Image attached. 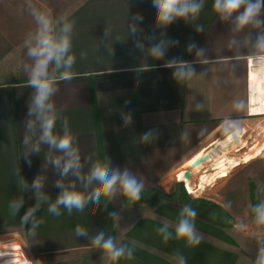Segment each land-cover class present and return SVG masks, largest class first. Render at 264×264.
I'll list each match as a JSON object with an SVG mask.
<instances>
[{"label":"crops","instance_id":"crops-1","mask_svg":"<svg viewBox=\"0 0 264 264\" xmlns=\"http://www.w3.org/2000/svg\"><path fill=\"white\" fill-rule=\"evenodd\" d=\"M213 4L202 0L198 15L157 26L152 0H0V263L19 260L22 243L32 256L30 264H180L181 256L186 264H237L229 237L218 228L195 218L201 240L190 245L176 237L182 209L125 202L119 184L111 197L102 196L99 204L89 200L83 211L69 214L63 206L59 216L48 211L63 190L90 196L98 187L88 180L96 163L110 173L128 170L143 184L142 192L164 188L170 193L176 173L193 168L205 155L206 166L219 165L243 146L242 155L251 157L235 172L218 175L213 186L218 195L212 200L224 206L220 198L226 194L231 205L247 206L254 181L264 203V61L258 59L264 50L256 47L264 25L239 28L238 13L222 19ZM43 21L48 22L46 33ZM66 24H72L71 32H65ZM41 35L54 41L69 36V54L76 57L71 68L51 62L48 76L56 88L53 132L62 135L67 120L79 149L78 174L63 176L53 166L64 154L39 143V121L28 115L34 95L28 79L35 63L28 49L38 46ZM154 45L163 50L162 57L152 54ZM190 45L195 47L189 50ZM66 71L72 73L70 80L61 79ZM254 87L260 90L257 95ZM129 115L131 122L125 124L123 117ZM149 130V140H142ZM224 143L233 148H223ZM36 146L39 152L33 151ZM202 170L196 172L200 180H192L195 194L205 186L207 172ZM38 177L43 183L39 191L33 188ZM20 201L14 212L11 205ZM37 205L25 223V213ZM124 205L144 211L122 227L117 209ZM77 225L86 236L76 235ZM101 232L124 247L125 255L113 260L94 246ZM220 239L228 242L226 250L213 243Z\"/></svg>","mask_w":264,"mask_h":264},{"label":"clouds","instance_id":"clouds-1","mask_svg":"<svg viewBox=\"0 0 264 264\" xmlns=\"http://www.w3.org/2000/svg\"><path fill=\"white\" fill-rule=\"evenodd\" d=\"M152 7L155 9V23L157 26H167L173 23L177 18H187L190 14L192 16L198 15L201 7L202 0H152ZM214 9L220 14L222 19H229L234 13L236 15V24L239 28H243L249 24L255 26L264 25V20L260 19L261 11L264 9V0H214ZM241 9H243L241 11ZM142 19V17H137ZM43 32L48 31V22L43 21ZM72 24H66L64 27L65 32H71ZM200 29H198L199 31ZM135 31V29H133ZM195 45H190L189 50ZM256 47L260 50H264V35L257 37ZM71 40L69 36H64L59 41H54L48 35H41L38 41L37 47H30L28 49V56L33 58L35 63L32 66V70L28 79V85L34 89V95L32 102L28 109V115L31 117L36 116L39 121L40 136L39 143L49 145L50 148H55L59 152L64 154L63 157H57L52 161L54 167L60 169V173L66 176L70 171L74 173L79 172L81 167L79 149L73 146L74 136L71 134L67 120L63 122L64 131L62 135H55L53 129L56 124V117L51 115L53 112V103H51L52 97L55 94V81L48 76V66L51 62L55 61L57 68L63 65L66 68H71L75 63V55H70ZM152 54L160 58L163 56V50L159 45H154L151 49ZM260 61H264V56L258 58ZM171 63H175L172 61ZM193 70H189L191 74ZM72 78L71 72H64L61 79L70 80ZM125 124L131 122V116L123 117ZM27 128L32 129L33 123L31 120L27 123ZM152 135V131L149 130L142 135V140L147 141ZM24 143H28V137L25 136ZM33 151L39 152V147L33 148ZM27 155V154H26ZM66 157V159H65ZM29 166L31 160H28ZM88 180L91 182L95 180L98 182L96 187L90 196H85L83 193L74 190H63L57 197L55 203L51 204L48 208L49 213L59 216L60 206L67 209L71 214L73 209L77 211H83L87 202L92 200L94 203L99 204L102 196L111 197L114 194L116 186L119 184L122 193L130 200H139L141 198V192L143 184L137 180L128 170L109 172L106 166L96 163L92 166ZM56 186L62 188L63 186L57 181ZM43 187L42 180L38 177L33 181V188L39 191ZM13 211L18 212L22 206V201L14 202L12 205ZM30 208L25 213L22 220L27 223L36 209ZM255 211V222L258 225H264V203L257 205ZM110 215H115L110 213ZM181 219L176 226V237L184 238L190 245L199 244L201 238L197 236L196 229L193 221L196 218V212L189 205H185L181 212ZM42 223V221L37 222ZM35 226V225H34ZM160 232H165V228H161ZM77 236H86L87 233L84 228L77 225L75 229ZM171 234L164 235L163 239L168 241ZM96 247H101L105 250L113 260H118L125 255L124 247H117L111 237L104 238V234L99 233L92 241ZM127 256L131 258L132 252L128 251ZM180 264H186L183 256L180 258ZM257 264H264V248L260 250Z\"/></svg>","mask_w":264,"mask_h":264},{"label":"rangeland","instance_id":"rangeland-1","mask_svg":"<svg viewBox=\"0 0 264 264\" xmlns=\"http://www.w3.org/2000/svg\"><path fill=\"white\" fill-rule=\"evenodd\" d=\"M243 147H245V146H243ZM243 147L236 148L234 152H232L231 154L224 157V159L221 161L222 163H220L219 165H216L217 166L216 171L209 169L210 167H212L211 165L206 167V170L208 172L205 174V180L209 181V183H210L209 185L211 187L209 185H208L209 187L206 186V191H204L203 193H201L199 195H196V194H189V195H191L193 198H205V199H208L210 201H213L212 200L213 197L214 198L216 197L214 194L215 193L217 194V191L215 190V188L213 189V186L214 185L216 186L218 184L217 183L219 180L218 175L223 174L226 176L228 174L227 171L234 170V169L238 168L240 165H242V163L240 162L241 159L239 158V156L242 158L241 155H242L243 150H244ZM253 148L254 147H252V149ZM251 153H252L251 155H253L254 151H251ZM217 155H219V154L217 153ZM229 159H230V162L228 161ZM236 162H238V163L236 164ZM224 163L225 164L227 163V165H225ZM220 165H221V167H218ZM216 166H214V167H216ZM219 171H222L223 173H220ZM200 177H201V175H200ZM222 177H224V176H221V178ZM178 186H182L184 188V190L186 191V189L183 185H179L176 183V185L173 186V189L170 191V193L177 190ZM252 187H253L255 197L258 198V200L261 202L260 195H259V192L257 190V187H256L254 181L249 183V189H250V196H249L250 200L249 201L250 202L247 206L242 205V207H238L239 204H236V203H235V206H234V204L231 205V203L228 200H226L227 199L226 194L221 195V198H220V199H222V202L226 201V204H224V206L213 201V202L219 204L220 206H222L225 210H227L231 214V216L233 217V219L237 223L236 228L222 229V228H219L213 224H209V223L203 221L204 223H206L210 226L218 228L219 229L218 232L220 234H224V235L229 237V238L225 237V239L229 240V242H230L229 244L232 245L231 247H234V252H235L236 257H237V264H257V260L259 257L260 250L262 248H264V225H258L255 222V215L252 214V207H253V197H252L253 193L251 192ZM160 190L164 191L166 193H169L164 188H160ZM186 193H187V191H186ZM230 206H232V207H230ZM143 211H144V207H142V206L139 207V209L131 208L128 205L121 206L119 209H117V214L121 218V221H120L121 225L120 226L125 227L126 223L128 222L127 220L134 219L138 215V213L142 214ZM213 243L217 244L219 246L220 250H226L228 248L225 246L228 242H226L222 239H220L219 242L213 241ZM20 244L23 246L22 243H20ZM16 245H17V243H16Z\"/></svg>","mask_w":264,"mask_h":264},{"label":"trees","instance_id":"trees-1","mask_svg":"<svg viewBox=\"0 0 264 264\" xmlns=\"http://www.w3.org/2000/svg\"><path fill=\"white\" fill-rule=\"evenodd\" d=\"M251 192L253 193L252 214L256 215L254 209L261 202L255 197L253 187ZM124 200L125 202L133 204H142L150 209L162 203L169 204L182 210L185 205H189L195 210L196 218L199 220L213 224L222 229L237 227V223L231 214L222 206L205 198H193L186 193L182 186H178L177 190L172 193H166L160 189H153L151 191L141 192V198L139 200H130L126 196Z\"/></svg>","mask_w":264,"mask_h":264},{"label":"built area","instance_id":"built-area-1","mask_svg":"<svg viewBox=\"0 0 264 264\" xmlns=\"http://www.w3.org/2000/svg\"><path fill=\"white\" fill-rule=\"evenodd\" d=\"M255 60H253V59H251L250 60V65L252 66V67H255L254 66V62ZM213 150H211L210 152H212ZM207 152H209V151H207ZM213 154V153H212ZM246 154L247 153H244V155L242 156V158H241V161L240 162H245L247 159H249L251 156H246ZM214 155V154H213ZM238 162H236V164H237ZM234 164V163H233ZM225 166V165H224ZM203 167V170L202 171H206V172H208L207 170H206V167H208V166H206V163H203V165L201 166V167H199V168H197V169H192V168H185V169H183V171L181 172V175L179 174V173H176V175L175 176H177V177H175L176 178V183L177 184H179V185H183L184 187H185V189H186V191H187V193L188 194H191L190 193V191H189V189L186 187V182L187 181H190V180H195L196 179V175H195V173L196 172H198V170L199 169H201ZM216 168V167H211V168H209V169H211V170H214V169ZM188 171H191V173H192V178L191 179H186L185 178V174L188 172ZM182 177V180H181V177ZM200 178V177H199ZM200 180V179H199ZM203 182V181H202ZM205 182V185L206 186H208L210 183H209V181H204ZM23 247V250H21L20 251V249H19V254H21V255H19L20 257H22L23 258V260H21V258L19 257V258H17V259H19V260H14V261H9V262H2V263H0V264H30L31 263V254L28 252V250L24 247V246H22Z\"/></svg>","mask_w":264,"mask_h":264},{"label":"bare ground","instance_id":"bare-ground-1","mask_svg":"<svg viewBox=\"0 0 264 264\" xmlns=\"http://www.w3.org/2000/svg\"><path fill=\"white\" fill-rule=\"evenodd\" d=\"M254 90H256V95H257V93L260 91V90H258L257 89V87H254ZM261 92L263 93V98H264V86H263V88L261 89ZM255 106V105H254ZM254 109H256V106H255V108ZM259 109V108H258ZM261 109V108H260ZM257 152V151H256ZM255 154V153H254ZM253 154V155H254ZM243 156V155H242ZM240 159H241V157H239ZM254 159V158H253ZM252 159V160H253ZM242 163V162H241ZM212 163H210V165H211ZM239 166V165H238ZM234 172H235V170H234ZM200 173H196V179L195 180H198V179H200L199 177H200ZM198 176V177H197ZM223 178V177H222ZM221 179V178H220ZM210 186V185H209ZM208 186V187H209ZM211 187V186H210ZM187 188L189 189V191H190V193L191 194H195L194 193V191H193V188H192V180H190V181H188L187 182ZM197 188V187H196ZM196 195H199V194H201V193H203L204 191H206V185L205 186H201V187H199V188H197L196 190ZM215 195V194H214ZM218 195V194H217Z\"/></svg>","mask_w":264,"mask_h":264},{"label":"water","instance_id":"water-1","mask_svg":"<svg viewBox=\"0 0 264 264\" xmlns=\"http://www.w3.org/2000/svg\"><path fill=\"white\" fill-rule=\"evenodd\" d=\"M237 142H239V141H237ZM228 145V144H227ZM225 143L224 144H222V147L223 148H229V149H231V148H233V144L231 145H228L227 146ZM214 154H215V152H213ZM206 157L202 160V161H197L196 163H195V165H194V167L193 168H199V167H201L202 165H203V163L204 162H206V161H208L209 160V156L208 155H205ZM192 168V169H193ZM185 178L186 179H191L192 178V173H191V171H188L186 174H185Z\"/></svg>","mask_w":264,"mask_h":264}]
</instances>
